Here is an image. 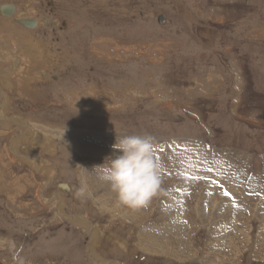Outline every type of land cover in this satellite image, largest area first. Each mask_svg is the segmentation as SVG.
Wrapping results in <instances>:
<instances>
[{
	"label": "rangeland",
	"instance_id": "rangeland-1",
	"mask_svg": "<svg viewBox=\"0 0 264 264\" xmlns=\"http://www.w3.org/2000/svg\"><path fill=\"white\" fill-rule=\"evenodd\" d=\"M1 5L13 12L0 15V70L18 60L19 72L0 75V110L29 126L13 156L20 129L0 117V264H264V0ZM130 134L154 140L159 194L116 208L93 176L77 196V165L102 164Z\"/></svg>",
	"mask_w": 264,
	"mask_h": 264
},
{
	"label": "clouds",
	"instance_id": "clouds-1",
	"mask_svg": "<svg viewBox=\"0 0 264 264\" xmlns=\"http://www.w3.org/2000/svg\"><path fill=\"white\" fill-rule=\"evenodd\" d=\"M112 152L102 164L83 169L81 186L76 195L87 197L89 177L105 183L114 196L115 207L137 210L146 207L160 192L161 165L155 158L151 136L130 134L116 136Z\"/></svg>",
	"mask_w": 264,
	"mask_h": 264
},
{
	"label": "bare ground",
	"instance_id": "bare-ground-1",
	"mask_svg": "<svg viewBox=\"0 0 264 264\" xmlns=\"http://www.w3.org/2000/svg\"><path fill=\"white\" fill-rule=\"evenodd\" d=\"M10 8H12L11 10H10V12H13V7L12 6H10ZM31 20H27V21H23V22H26V23H29ZM6 23L8 22V21H5ZM34 22H35V26H36V20H34ZM22 25H23V23L22 22H20ZM5 24V23H4ZM8 24V23H7ZM53 24H54V22H53ZM3 25V24H2ZM6 25V24H5ZM4 25V26H5ZM24 26H26V27H29V28H34V26H32V24L30 25V24H25ZM9 27V26H8ZM10 36V35H9ZM43 50V49H42ZM46 51V50H45ZM2 52V51H1ZM4 53V52H3ZM37 56V55H36ZM0 60H1V62H3V63H6V61L8 60V58L7 57H3V55L2 54H0ZM17 60V59H16ZM30 63H31V61H30ZM14 64V63H13ZM14 68H15V72H19V62H18V60H17V62H16V66H14ZM13 71L11 70V71H9V70H0V75H3V74H12V75H15V72L14 73H12ZM2 115V116H1ZM0 117H3V119H2V123H4L5 125L7 124V125H11L12 123H16L17 124V126L19 127V129H20V131H19V133L18 134H14L13 136H11V140H12V142L10 143V149H16L17 148V146L21 143V140H25L26 139V137H27V134H26V132L27 131H25V129H27V128H25L23 125H22V123L21 122H19V119L18 120H13L12 119V121L10 122V121H7V119L3 116V111L2 110H0ZM15 128V127H14ZM16 139H17V142L15 143V141H16ZM67 143V142H66ZM68 145H67V147L69 146V149L71 148L70 146H72V144L71 143H67ZM73 144H77V143H73ZM80 143H78L77 144V146H75V145H73V148L72 149H74L75 151H83L82 150V147L84 146H82V145H79ZM84 149V148H83ZM52 151H54V150H51V152ZM17 155L18 156H20V158L22 157L20 154H18L17 153ZM26 159H28L29 161L27 162V163H30L31 164V166L33 167V168H35V164H44V165H46V166H52V164L51 163H49L48 161L46 162V160H43V159H41V158H38V157H27ZM50 178H51V174H50ZM219 194V193H218ZM199 201V200H198ZM60 204H61V201H60V198L59 197H57V204H56V206L54 207L55 208V212L57 213V215H59V211H61V207H60ZM105 205V204H104ZM107 205V204H106ZM200 206V205H199ZM197 208V207H196ZM200 208V207H199ZM146 209V208H145ZM156 209V208H155ZM230 209V208H229ZM258 209H261V206L260 207H258ZM141 210V209H140ZM255 214L257 215L258 213H259V211H257V210H255ZM61 214V213H60ZM121 213H119L118 215H120ZM199 216V218H200V220L202 221V218H201V212L200 211H198V213H197ZM225 215V214H224ZM241 215H243L242 213H241ZM173 216V215H172ZM257 216H259V215H257ZM59 217V216H58ZM260 218H263L262 216H259ZM82 218H84V217H76V218H72V219H67L68 221H71L74 225H76V226H82V228H84L83 226H86V228L85 229H88V231H90L91 233H92V227L91 226H94V230L96 229V226L95 225H92V224H90L88 221L86 222H84V220L82 219ZM244 218V217H243ZM245 222H248V220H245ZM241 228V227H240ZM244 228V227H243ZM232 231V230H231ZM237 231V230H236ZM242 231H243V229H242ZM239 232H241V230L239 231ZM98 234V232H97V229L95 230V232H93L91 235L92 236H96ZM103 234V233H102ZM235 234H238V233H235ZM104 235V234H103ZM140 236H141V242L142 243H145L148 247H150L151 246V248H157V243H156V239L154 238V236L153 235H151V234H148V233H145V232H142V233H140L139 234ZM221 242V241H220ZM225 242V241H224ZM99 243V242H98ZM97 244V243H96ZM259 244V243H258ZM150 245V246H149ZM145 248V247H144ZM168 248H169V246H168ZM262 248H263V250L261 251V253H263L264 252V243H263V245H262ZM153 249V250H154ZM163 249V248H162ZM179 249V248H178ZM144 250V249H143ZM146 250H148L147 248H146ZM92 251V250H91ZM178 251V250H177ZM187 250H185V252H186ZM176 252V251H175ZM181 253V252H180ZM89 255H91V259L92 260H95V262H97L98 260L96 259V256H95V254H92V253H88ZM179 254V253H178ZM88 255V256H89ZM175 255V254H174ZM261 255V254H260ZM263 255V254H262ZM90 257V256H89ZM94 262V261H93ZM99 262H100V264H109L110 262H108V261H98L97 263L99 264Z\"/></svg>",
	"mask_w": 264,
	"mask_h": 264
},
{
	"label": "crops",
	"instance_id": "crops-1",
	"mask_svg": "<svg viewBox=\"0 0 264 264\" xmlns=\"http://www.w3.org/2000/svg\"><path fill=\"white\" fill-rule=\"evenodd\" d=\"M21 123H22V122H21ZM22 125H23L25 128H26L27 126H29V125L26 126L25 123H22ZM10 150H11V152H13V153H11L13 156L17 155V154H16V153H17V152H16V149H13V148H12V149H10ZM38 158H40V157H38ZM41 159H42V158H41ZM43 160H45V159H43ZM46 162H47V160H46ZM1 167H2V165H0V168H1ZM2 169H3V168H2ZM46 172H47V171L41 170V174L43 173L42 175H45ZM2 175H3V174H2ZM9 176H10V175H9ZM0 177H2V176H1V173H0ZM49 178H50V176H49ZM47 187H48V185H47V186H44V187H40V188L43 190V189H45V188H47ZM7 189H8V188L3 189V191H7ZM21 191H22V192L24 191V188H23V187H22L21 189L16 190L15 192H17V193H21ZM15 192H14V193H15ZM49 203H51V202H49ZM82 219L84 220V222H85V221L87 222L86 217H84V218H82ZM89 223H90V222H89ZM90 224H91V223H90ZM92 225H93V224H92ZM138 238L141 239V236L139 235Z\"/></svg>",
	"mask_w": 264,
	"mask_h": 264
},
{
	"label": "water",
	"instance_id": "water-1",
	"mask_svg": "<svg viewBox=\"0 0 264 264\" xmlns=\"http://www.w3.org/2000/svg\"><path fill=\"white\" fill-rule=\"evenodd\" d=\"M12 8H10L9 6H5V5H1L0 6V15H2V16H4V17H9V16H11L12 15V12H10V10H11ZM20 22H22L23 23V25H25V24H30V22L29 23H26V22H23V21H20ZM31 25V24H30ZM32 26H33V24H32Z\"/></svg>",
	"mask_w": 264,
	"mask_h": 264
},
{
	"label": "flooded vegetation",
	"instance_id": "flooded-vegetation-1",
	"mask_svg": "<svg viewBox=\"0 0 264 264\" xmlns=\"http://www.w3.org/2000/svg\"><path fill=\"white\" fill-rule=\"evenodd\" d=\"M50 8H47V10H45V12H50L51 11V9L49 10ZM44 12V13H45ZM44 21H46L45 23L47 24V22L49 21L48 19H44ZM30 24H33V26H34V28H35V22H34V20H32V21H30ZM47 29L51 32L52 31V33H54V35L55 34H57L60 30L59 29H55L54 28V26H49V27H47Z\"/></svg>",
	"mask_w": 264,
	"mask_h": 264
}]
</instances>
